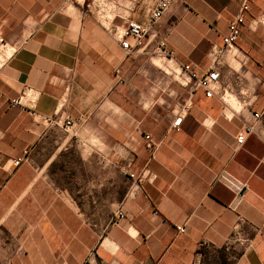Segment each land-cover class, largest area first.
I'll list each match as a JSON object with an SVG mask.
<instances>
[{"label":"crops","instance_id":"0c3cea01","mask_svg":"<svg viewBox=\"0 0 264 264\" xmlns=\"http://www.w3.org/2000/svg\"><path fill=\"white\" fill-rule=\"evenodd\" d=\"M244 1L174 0L128 54L121 33L157 0H123L108 22L90 0H0V264H264V124L235 143L264 109V0L249 1L240 60L208 55ZM185 64L214 68L220 90L180 85ZM25 87L32 117L9 105ZM224 172L248 186L235 211Z\"/></svg>","mask_w":264,"mask_h":264},{"label":"built area","instance_id":"2783aa9c","mask_svg":"<svg viewBox=\"0 0 264 264\" xmlns=\"http://www.w3.org/2000/svg\"><path fill=\"white\" fill-rule=\"evenodd\" d=\"M249 1L250 0L244 1L243 5L239 9L238 14L228 23L227 34L222 38L223 47H218L216 45L211 47V50L208 54L211 62L217 63L226 54L233 55L235 59L238 58L236 55V43L240 37L241 26L245 21V14L249 11ZM173 2L174 0H157L156 5L151 13L149 23L145 27H141L133 22L128 23L127 27L120 35V39L122 40V48L128 54H133L136 50L144 46L145 38L150 28L162 18L165 12L169 10ZM121 8H123V0H90L87 5L88 13L95 16L96 19L101 22H108L111 20L113 15L118 17V12ZM127 38L133 39L134 44L132 46L124 40ZM170 71L180 85L188 86L192 91L202 90L206 98H211L217 91L220 90V75L214 68L200 73L195 66L185 64L175 69H171ZM118 84H122V81L119 80ZM38 96V92L29 87H25L20 96L17 99L9 102V105L11 107L24 106L28 109V114L32 117L35 115L34 109ZM42 119L47 124L60 126V128L65 132H68L73 126V122L69 119H65L63 122L56 117ZM258 122H262L264 124V109L260 112L253 113L252 120L242 127V131L239 132L235 138L237 147H240L244 144L246 137L253 132L254 127ZM178 125L179 121H176L173 126L176 131L179 130ZM146 139L148 141V149L153 153L154 144L149 137H146ZM26 155L27 152L24 151L20 157L13 160V166L18 167L20 164H22ZM129 177L130 179L135 180V182L140 183L144 179V173L139 176L129 174ZM217 180L234 193V199L229 208L235 211L238 203L242 199V192L248 190V186L246 184L240 183L238 180L225 172L220 174L217 177ZM119 217H123V214L120 213ZM175 230L177 234L185 233V228L181 225H176ZM200 245H203V243H200Z\"/></svg>","mask_w":264,"mask_h":264}]
</instances>
